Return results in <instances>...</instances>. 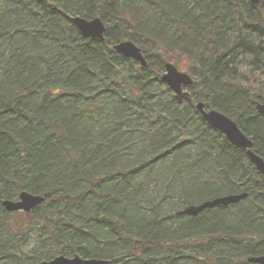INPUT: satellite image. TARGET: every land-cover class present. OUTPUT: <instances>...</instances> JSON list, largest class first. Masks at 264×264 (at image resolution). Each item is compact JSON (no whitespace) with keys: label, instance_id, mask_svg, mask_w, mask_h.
I'll use <instances>...</instances> for the list:
<instances>
[{"label":"trees","instance_id":"obj_1","mask_svg":"<svg viewBox=\"0 0 264 264\" xmlns=\"http://www.w3.org/2000/svg\"><path fill=\"white\" fill-rule=\"evenodd\" d=\"M74 16L100 18L104 40ZM123 40L144 66L113 50ZM168 62L193 79L185 95L162 82ZM199 101L264 160V0H0V262L255 264L264 175ZM22 191L44 200L15 220L1 202Z\"/></svg>","mask_w":264,"mask_h":264},{"label":"water","instance_id":"obj_2","mask_svg":"<svg viewBox=\"0 0 264 264\" xmlns=\"http://www.w3.org/2000/svg\"><path fill=\"white\" fill-rule=\"evenodd\" d=\"M249 2L251 4H257L259 0H249ZM70 21L77 27L84 38L104 40L105 26L100 18L95 17L87 20L80 16H74L70 18ZM112 48L117 54L133 59L140 66H144L146 64V59L141 49L131 41H120L114 44ZM161 80L172 92L183 95L186 93L183 91V88L188 87L193 83V80L188 74L180 72L171 63H165ZM196 109L206 123L219 130L225 136L227 142L236 148L245 150L255 169L260 174L264 175V160L251 150V139L240 130L238 124L234 120L216 110H205L203 102H197ZM255 110L258 114L264 115V101L256 103ZM247 196V192L218 196L205 200L197 205L186 206L185 208L179 210L177 215L195 217L207 208L236 204L247 198ZM43 200V196L22 191L16 200H3L1 204L8 212H29L40 205ZM247 261L255 264H264V255L250 256L247 258ZM41 264H108V261L96 258H82L78 255L73 257L58 255L51 260L43 261Z\"/></svg>","mask_w":264,"mask_h":264},{"label":"rangeland","instance_id":"obj_3","mask_svg":"<svg viewBox=\"0 0 264 264\" xmlns=\"http://www.w3.org/2000/svg\"><path fill=\"white\" fill-rule=\"evenodd\" d=\"M168 63L173 64L172 62H168ZM173 65H174V66L177 68V70H179L180 72H183V73H186V74H187V72H186L185 70H183L184 67L176 66L175 64H173ZM183 91L186 92L185 89H183ZM21 213H22V212L18 211V212L9 213V215H13L15 220H19V219L21 218ZM31 245H33L32 242H30V245L27 246V248H29ZM2 263H3V262L1 261L0 264H2Z\"/></svg>","mask_w":264,"mask_h":264}]
</instances>
